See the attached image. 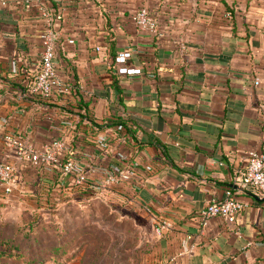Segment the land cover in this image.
I'll return each instance as SVG.
<instances>
[{
    "label": "crops",
    "instance_id": "0c3cea01",
    "mask_svg": "<svg viewBox=\"0 0 264 264\" xmlns=\"http://www.w3.org/2000/svg\"><path fill=\"white\" fill-rule=\"evenodd\" d=\"M41 8L54 15L57 33L49 100L29 87L39 69ZM140 8L155 32L134 24ZM121 50L138 74L117 72ZM0 125V163L15 170L0 202L22 198L36 215L67 197L51 167L17 159L5 136L32 148L63 139L92 167L126 150L147 175L99 197L127 201L153 232L156 219L169 221L167 232H154V264H264V198L238 185L249 153L264 147V0H0ZM226 188L243 209L233 223L212 217L201 226L197 212ZM18 243L12 258L33 253L23 233Z\"/></svg>",
    "mask_w": 264,
    "mask_h": 264
},
{
    "label": "rangeland",
    "instance_id": "374dc122",
    "mask_svg": "<svg viewBox=\"0 0 264 264\" xmlns=\"http://www.w3.org/2000/svg\"><path fill=\"white\" fill-rule=\"evenodd\" d=\"M65 195L62 201L41 204L36 215L24 209L22 198L12 202L16 205L0 202V252L11 256L0 257V264H154L157 237L146 215L122 199ZM22 233L30 234L33 253L22 249L23 257L14 259L18 248L10 245L19 246ZM58 245L62 254L55 251Z\"/></svg>",
    "mask_w": 264,
    "mask_h": 264
},
{
    "label": "built area",
    "instance_id": "2783aa9c",
    "mask_svg": "<svg viewBox=\"0 0 264 264\" xmlns=\"http://www.w3.org/2000/svg\"><path fill=\"white\" fill-rule=\"evenodd\" d=\"M30 2L31 0H25ZM43 22L44 31L40 35L41 53L39 69L34 76L32 91L44 100H49L53 95V88L57 86L54 68L55 45L57 33L54 32L55 17L46 8L39 11ZM133 22L137 28L150 32L156 31L155 21L145 8L138 9L133 15ZM130 58L128 50H121L114 56V63L119 67V74H138L139 70L127 68L126 62ZM255 84H258L255 81ZM1 130V125H0ZM123 127L116 126V132H121ZM6 146L13 152L17 159H26L35 167H51L57 173L56 188L68 194L81 198L99 197L109 186L128 182L131 179L147 173L137 161L133 159V152L117 151L114 155L115 163L102 166H84L78 162L77 157L63 139H55L41 144L38 148L24 146L13 136H5ZM106 138L96 143L100 152L98 159L105 162ZM15 170L11 163H0V186L4 193H10L14 188ZM238 185L243 190H253L258 197L264 198V147L248 155L244 174ZM244 204L238 201L231 189L226 188L219 199H211L195 218L204 226L209 218L219 217L233 223L237 214L243 209ZM170 228L169 221L156 219L154 232L161 234ZM46 264H54L48 262Z\"/></svg>",
    "mask_w": 264,
    "mask_h": 264
},
{
    "label": "trees",
    "instance_id": "16d2710c",
    "mask_svg": "<svg viewBox=\"0 0 264 264\" xmlns=\"http://www.w3.org/2000/svg\"><path fill=\"white\" fill-rule=\"evenodd\" d=\"M33 80H34V77L32 78V80H31V82H30V88H32V85H33ZM83 108H84V110H85V112L87 113V108H86V106H85V104H82L81 105ZM85 113V115H84V117H86L87 119H88V117H87V114ZM116 124V123H115ZM115 124H113V125H115ZM94 127H95V131H99V130H101L102 128V126L101 125H98V124H94ZM28 231V230H27ZM28 233H30V231H28ZM26 235H28L27 237H26ZM24 237H25V241H26V244H27V246L29 245V238H30V234H26ZM12 248H14L15 250H16V248H18V246H14L13 244H11L10 245V249H12ZM19 249V248H18ZM18 249L15 251L16 252V255H14L13 257H17V255H18V253H17V251H18ZM29 249V248H28ZM0 256H3V257H11L10 256V254H9V252L7 253V250H3V251H1L0 252Z\"/></svg>",
    "mask_w": 264,
    "mask_h": 264
}]
</instances>
